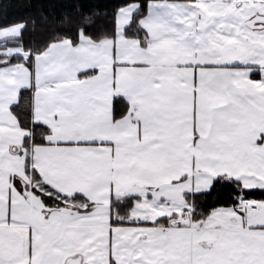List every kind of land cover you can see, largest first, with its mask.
I'll return each mask as SVG.
<instances>
[{"label":"snow or ice","instance_id":"6c2138e0","mask_svg":"<svg viewBox=\"0 0 264 264\" xmlns=\"http://www.w3.org/2000/svg\"><path fill=\"white\" fill-rule=\"evenodd\" d=\"M0 264H264V0L0 24Z\"/></svg>","mask_w":264,"mask_h":264},{"label":"trees","instance_id":"16d2710c","mask_svg":"<svg viewBox=\"0 0 264 264\" xmlns=\"http://www.w3.org/2000/svg\"><path fill=\"white\" fill-rule=\"evenodd\" d=\"M11 5L0 12V24L13 23L21 19L40 18L41 13L49 17H59L62 13L72 10L74 5L86 4L98 7L100 10L109 9L119 0H4ZM36 41L43 39L41 30L32 34Z\"/></svg>","mask_w":264,"mask_h":264}]
</instances>
